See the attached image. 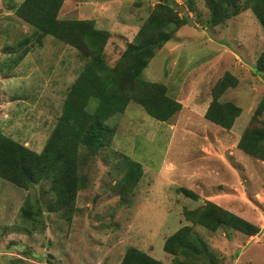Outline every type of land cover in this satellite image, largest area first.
I'll return each mask as SVG.
<instances>
[{"label":"rangeland","instance_id":"374dc122","mask_svg":"<svg viewBox=\"0 0 264 264\" xmlns=\"http://www.w3.org/2000/svg\"><path fill=\"white\" fill-rule=\"evenodd\" d=\"M22 1L0 0V133L39 153L89 56L18 17L14 8ZM158 1L187 23L155 51L140 77L163 84L181 109L161 121L129 101L107 119L111 140L95 150L80 144L74 154L82 187L70 207L56 205L47 178L22 187L0 177V264H119L129 246L160 264H264V161L237 146L248 127L264 137V108L253 119L264 101V75L254 68L264 28L251 9L235 14L229 5L224 21L212 24L205 0H64L57 18L91 19L107 33L103 57L113 65ZM222 15L218 9L216 17ZM227 74L233 84L218 101L240 108L230 129L204 117ZM127 157L141 164L142 174L122 191ZM179 186L197 199L177 192ZM213 195L258 232L211 230L184 216ZM23 208L29 218L22 217ZM184 225L206 245L201 257L164 251L166 238Z\"/></svg>","mask_w":264,"mask_h":264},{"label":"trees","instance_id":"16d2710c","mask_svg":"<svg viewBox=\"0 0 264 264\" xmlns=\"http://www.w3.org/2000/svg\"><path fill=\"white\" fill-rule=\"evenodd\" d=\"M63 1L23 0L14 8V12L38 31L78 48L82 54L89 56V61L70 86L62 113L41 152H34L0 133V177L22 187L47 178L57 197L56 205L70 207L77 191L82 187L75 178L74 154L80 144L95 150L111 140L114 130L106 123L107 119L122 112L129 101L141 105L149 115L161 121L169 119L181 109L179 101L166 95L163 84L142 80L140 74L155 51L171 38L174 30L187 23V19L178 18L173 6L156 2L133 40L127 44L118 60L110 65L103 57L107 33L97 29L91 19H58L57 12ZM241 1L205 0L211 11L209 19L212 24L224 21L229 15L228 6L234 5V13H238L241 7L250 8L264 28V0H244V4ZM218 9L223 14L219 18L216 17ZM169 24L174 27L167 31L166 27ZM254 68L256 72L264 75V49L257 58ZM228 77L229 74L219 80L218 90L213 92L214 98L204 113L207 120L225 129H230L240 114L238 106L218 101V94L233 84L226 80ZM93 100L94 104L91 107ZM262 108L264 101H260L253 119L257 118ZM237 146L247 154L264 160V137L257 136L254 127H248L243 131ZM125 160L126 168L122 177L125 185L121 186L122 191L133 186L142 174L139 162L129 157ZM176 190L192 199L198 197L197 193L184 186H179ZM22 210V217L29 218L31 214L29 209ZM184 216L192 223L211 230L223 227L227 231H238L248 236L256 234L259 230L255 224L210 200L192 210H184ZM191 229L190 225H184L166 238L163 243L164 251L174 255L181 252L188 256V251L192 250L196 258L201 257L202 255L198 253L208 251L207 247L202 242L196 243L192 238ZM9 264H22V261L14 259ZM119 264L160 262L143 250L129 246ZM173 264L184 263L180 259H175Z\"/></svg>","mask_w":264,"mask_h":264},{"label":"crops","instance_id":"0c3cea01","mask_svg":"<svg viewBox=\"0 0 264 264\" xmlns=\"http://www.w3.org/2000/svg\"><path fill=\"white\" fill-rule=\"evenodd\" d=\"M262 161H264L263 159H261ZM227 189L226 186H223V190ZM222 190V191H223ZM193 191V190H192ZM196 193V192H195ZM225 194V193H224ZM198 195V194H197ZM219 196L221 195H218V196H209L208 199H210V201H213L215 202L216 204L220 205L221 207H223L224 209H227V210H236L235 208H232V207H228L227 205H225L221 199H219ZM202 200H204V198L202 197L201 198Z\"/></svg>","mask_w":264,"mask_h":264},{"label":"water","instance_id":"95a60500","mask_svg":"<svg viewBox=\"0 0 264 264\" xmlns=\"http://www.w3.org/2000/svg\"><path fill=\"white\" fill-rule=\"evenodd\" d=\"M189 22H191V21H189Z\"/></svg>","mask_w":264,"mask_h":264}]
</instances>
